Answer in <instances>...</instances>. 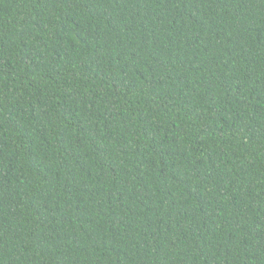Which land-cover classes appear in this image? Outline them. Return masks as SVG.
<instances>
[{"label": "trees", "instance_id": "16d2710c", "mask_svg": "<svg viewBox=\"0 0 264 264\" xmlns=\"http://www.w3.org/2000/svg\"><path fill=\"white\" fill-rule=\"evenodd\" d=\"M0 264H264V0H0Z\"/></svg>", "mask_w": 264, "mask_h": 264}]
</instances>
